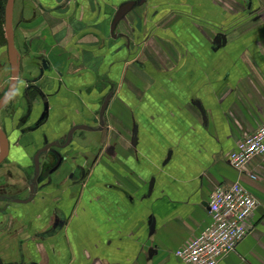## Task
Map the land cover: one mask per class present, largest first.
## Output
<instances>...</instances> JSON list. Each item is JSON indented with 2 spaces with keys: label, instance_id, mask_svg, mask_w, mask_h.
<instances>
[{
  "label": "crops",
  "instance_id": "obj_1",
  "mask_svg": "<svg viewBox=\"0 0 264 264\" xmlns=\"http://www.w3.org/2000/svg\"><path fill=\"white\" fill-rule=\"evenodd\" d=\"M129 1L15 0L23 83L14 118L11 100L0 111V264H184L176 250L233 182L258 206L218 264H264V155L228 159L264 123V0H132L113 27ZM11 78L5 46L0 99ZM74 126L25 201L36 151ZM41 155L43 171L55 158Z\"/></svg>",
  "mask_w": 264,
  "mask_h": 264
},
{
  "label": "built area",
  "instance_id": "obj_2",
  "mask_svg": "<svg viewBox=\"0 0 264 264\" xmlns=\"http://www.w3.org/2000/svg\"><path fill=\"white\" fill-rule=\"evenodd\" d=\"M264 155V123L240 139L228 155L231 165L243 168L255 156ZM258 206L257 198L241 183L220 184L211 194L212 221L175 254L184 264H218L249 233L248 218Z\"/></svg>",
  "mask_w": 264,
  "mask_h": 264
},
{
  "label": "water",
  "instance_id": "obj_3",
  "mask_svg": "<svg viewBox=\"0 0 264 264\" xmlns=\"http://www.w3.org/2000/svg\"><path fill=\"white\" fill-rule=\"evenodd\" d=\"M15 0H8L6 4V18H5V32L7 36V46H8V51H9V58L11 62V67H12V80H11V85L6 92V94L0 99V111L1 109L11 100L13 97L18 83H19V77H20V66L18 62V56H17V47L15 44V36H14V28H13V6H14ZM134 4V1H129L124 3L123 5L120 6L118 9L114 22H113V27H115L116 23L132 8ZM108 104V100H106L102 106L101 113L104 112L106 106ZM83 127V126H79ZM77 127L74 126L71 128L68 136V142L72 138L73 131ZM0 141L2 144V152L0 154V163L8 156L9 150H10V140L9 137L6 133V131L0 127ZM57 145L59 146L58 141H53V142H47L45 145L41 146L38 148V150L35 153L34 160H35V166H36V171H37V176L34 178V181L31 184V195L29 198H27L25 201L31 200L35 196L36 192V181L40 179V177L46 176L49 174V172L54 171L57 169L63 160V154L57 150V149H50V145ZM49 150H52L55 152L57 155V162L55 163L52 168H50L47 172H45L42 176L39 177L38 173L40 172V156L42 153H45Z\"/></svg>",
  "mask_w": 264,
  "mask_h": 264
},
{
  "label": "rangeland",
  "instance_id": "obj_4",
  "mask_svg": "<svg viewBox=\"0 0 264 264\" xmlns=\"http://www.w3.org/2000/svg\"><path fill=\"white\" fill-rule=\"evenodd\" d=\"M13 26H14V20H13ZM5 37L7 38V36H6V32H5ZM7 47V43H6V45L4 44V43H2V44H0V51L2 50V48L3 47ZM20 79V78H19ZM11 80H12V78H11ZM21 83H23V81H22V79H20L19 80V83H18V86H17V89H16V91H15V93H14V95H13V97L11 98V101L8 103V105L6 106L7 108H5V109H3V111H2V114L4 113L7 117H9V118H14V116H11L10 115V113L11 112H13L12 110L13 109H15V107H14V102H17V101H19V96H20V94H21V92L19 91V88H20V85H21ZM10 85H11V82H9V85H8V88L7 89H9V87H10ZM6 89V90H7ZM8 91V90H7ZM6 91V92H7ZM32 91V90H31ZM6 92H5V94H6ZM4 94V95H5ZM36 93L35 92H32L31 94H30V100L32 101V95H35ZM3 95V96H4ZM34 97V96H33ZM18 98V100L17 101H15L16 99ZM29 102V101H28ZM29 106H30V102H29ZM28 111V110H27ZM39 145H40V143H39ZM48 170H46L45 172H47ZM50 173V172H49Z\"/></svg>",
  "mask_w": 264,
  "mask_h": 264
},
{
  "label": "flooded vegetation",
  "instance_id": "obj_5",
  "mask_svg": "<svg viewBox=\"0 0 264 264\" xmlns=\"http://www.w3.org/2000/svg\"><path fill=\"white\" fill-rule=\"evenodd\" d=\"M68 136H69V134L67 135L66 139H65L63 142H59V141H58V142L60 143L59 146L53 144V145H50L49 148H50V149H57V150H59V151L62 153V151L65 150L66 147H68V146L70 145L71 140L68 142ZM47 142L49 143V142H53V141H49L48 139H46L43 145H45ZM66 150H68V149H66ZM45 154H46V155H51V156H53V157L55 158L54 162H57V155L55 154L54 151L48 149V151L45 152ZM62 154H63V153H62ZM41 156H42V155H41ZM41 156H40V157H41ZM54 162H50V163H48V166H46L47 168H46L45 170H43V171L40 170V172L38 173L39 177L42 176V175L45 173L46 170H49L50 168H52V166L55 165ZM62 162H63V160H62ZM40 168H41V164H40ZM41 178H42V177H40V179H41ZM40 179H39V180H40Z\"/></svg>",
  "mask_w": 264,
  "mask_h": 264
},
{
  "label": "trees",
  "instance_id": "obj_6",
  "mask_svg": "<svg viewBox=\"0 0 264 264\" xmlns=\"http://www.w3.org/2000/svg\"><path fill=\"white\" fill-rule=\"evenodd\" d=\"M8 0H0V44L6 45L7 38L5 37V18H6V4Z\"/></svg>",
  "mask_w": 264,
  "mask_h": 264
}]
</instances>
